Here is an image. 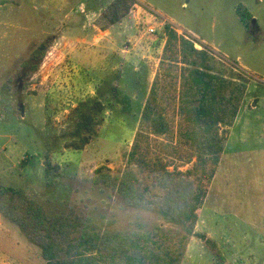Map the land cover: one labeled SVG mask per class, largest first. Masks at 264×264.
<instances>
[{
    "label": "rangeland",
    "instance_id": "374dc122",
    "mask_svg": "<svg viewBox=\"0 0 264 264\" xmlns=\"http://www.w3.org/2000/svg\"><path fill=\"white\" fill-rule=\"evenodd\" d=\"M112 1L0 0V182L35 198L50 217L73 209L123 233H149L164 224L152 211L127 207L94 180L99 168L114 175L127 165L139 129L155 136L145 113L162 112L170 125L167 140L177 141L180 65L163 60L164 27L171 24L206 49L196 61L218 77L224 120L222 159L196 232L217 241L226 262L194 237L183 264H264V0H137L107 47L97 50L96 23ZM239 4L254 16L249 29L238 19ZM47 37L52 47L43 62L36 70L24 67L35 64L30 56ZM158 75L159 103L146 112ZM241 76L249 82L239 100L234 96L244 84ZM114 88L132 98L130 114L117 104ZM97 102L104 107L97 133H84L91 140L83 150L66 148L76 120ZM47 150L59 168L48 175ZM0 264H46L1 214Z\"/></svg>",
    "mask_w": 264,
    "mask_h": 264
},
{
    "label": "trees",
    "instance_id": "16d2710c",
    "mask_svg": "<svg viewBox=\"0 0 264 264\" xmlns=\"http://www.w3.org/2000/svg\"><path fill=\"white\" fill-rule=\"evenodd\" d=\"M137 0H113L97 20L102 31L124 20L137 6ZM239 21L249 29L253 21L249 8L239 4ZM166 44L163 60L180 65V92L178 106L177 141L167 140L170 125L162 112L145 113V120L155 136L139 129L135 135L128 163L116 174L97 170L95 183L104 184L133 209L156 213L164 224L149 233L131 230L123 233L112 229V224H99L92 217H82L73 209L50 217L46 208L21 189L0 182V214L17 225L28 242L40 250L46 264H183L194 237H199L214 258H226L213 238L197 234L199 211L203 208L209 184L218 172L224 138L220 134L223 116L217 104V76L204 71L196 57L206 56L205 48L183 35L171 25L164 27ZM47 37L31 54L35 64L25 63L36 70L52 47ZM195 66V69H192ZM209 69L211 67L208 65ZM234 98L241 100L249 82ZM161 79L153 83L146 112L159 103ZM114 97L125 113L133 109L132 98L125 91L114 88ZM102 103H95L90 112L83 114L73 126V139L65 147L83 150L102 125ZM237 115V110L232 112ZM202 132L204 133L202 135ZM45 172L53 165L52 155L46 151ZM192 164L186 171L182 167ZM147 175L148 182L144 179Z\"/></svg>",
    "mask_w": 264,
    "mask_h": 264
},
{
    "label": "crops",
    "instance_id": "0c3cea01",
    "mask_svg": "<svg viewBox=\"0 0 264 264\" xmlns=\"http://www.w3.org/2000/svg\"><path fill=\"white\" fill-rule=\"evenodd\" d=\"M91 12V11H90ZM97 16L100 14V13H95ZM116 26V25H115ZM115 26H113L112 28H110L109 30H107V31H102L101 29H99L98 28V34L96 35V36H98V35H101L100 37V40H99V42H97V44H98V47H97V50H104L107 46V44L109 43V41H107L108 39V37L110 36V35H112V32H113V28L115 27ZM101 45V46H100Z\"/></svg>",
    "mask_w": 264,
    "mask_h": 264
},
{
    "label": "built area",
    "instance_id": "2783aa9c",
    "mask_svg": "<svg viewBox=\"0 0 264 264\" xmlns=\"http://www.w3.org/2000/svg\"><path fill=\"white\" fill-rule=\"evenodd\" d=\"M147 9H149V11L152 13V14H154L156 11H154L153 9H151V8H149V7H147ZM157 14V13H156Z\"/></svg>",
    "mask_w": 264,
    "mask_h": 264
}]
</instances>
